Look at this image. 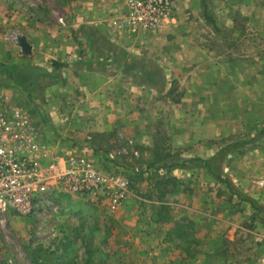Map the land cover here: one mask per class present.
Masks as SVG:
<instances>
[{"label": "rangeland", "instance_id": "obj_1", "mask_svg": "<svg viewBox=\"0 0 264 264\" xmlns=\"http://www.w3.org/2000/svg\"><path fill=\"white\" fill-rule=\"evenodd\" d=\"M237 1L207 0L218 32L203 18L200 0H175L169 18L149 29L118 27L132 33L138 57L123 60L134 71L110 72L123 78L115 84L121 122L105 133L40 138L36 133L52 125L38 122V105H23L18 92L6 101L22 107L2 104L27 118L40 143L39 162L57 159L63 166L84 154L111 188L120 180L126 186L115 209L103 195L68 193L39 217L0 208V264H196L202 257L204 264H264V122L257 116L264 91L242 86L256 83L262 71L264 28L252 19L257 11ZM104 2L106 20L126 14L118 15L126 0ZM95 4L0 0V78L9 65L18 76L19 35L70 41L76 17ZM144 76H152V87L141 84ZM196 158H213L218 173L261 211Z\"/></svg>", "mask_w": 264, "mask_h": 264}, {"label": "crops", "instance_id": "obj_2", "mask_svg": "<svg viewBox=\"0 0 264 264\" xmlns=\"http://www.w3.org/2000/svg\"><path fill=\"white\" fill-rule=\"evenodd\" d=\"M237 2L238 5L242 4L239 5L241 9L248 7L257 11V18L252 19L256 25L264 28V0ZM105 5L104 0H96L95 6L86 10L88 13L76 17V22L71 26L73 37L70 41H57L55 37H45L40 41L26 39L31 52L18 58V76L13 72L16 69L14 66H5L1 70L0 97L4 99H0V104L22 107L12 99V103L6 101L12 93L18 92L23 105H38L42 109V113H38V122L47 121L52 125L51 129L44 127V133H36L40 138H53L55 132L72 137L84 131L86 136H90L96 133L93 131L105 133L111 127L120 125L117 109L121 107L122 99L116 92L115 84L116 81L123 84V78H115L110 72L115 68L134 71V63L126 64L123 60L138 56L134 54V36L132 33L120 32L112 20H106ZM126 12L124 6V11L118 15ZM90 32L95 34V38L91 37ZM260 63L262 71H257L258 79L264 78V57ZM248 66L250 64L243 68ZM258 79L256 83L243 82L244 90L253 87L264 91V82ZM141 84L146 89L152 87L143 78ZM243 100L251 101L245 96ZM257 104V116L264 122V93ZM108 106L109 111L102 110ZM80 123L83 126H78ZM80 152L81 149L73 151L76 154ZM196 264H204V257L197 260Z\"/></svg>", "mask_w": 264, "mask_h": 264}, {"label": "built area", "instance_id": "obj_3", "mask_svg": "<svg viewBox=\"0 0 264 264\" xmlns=\"http://www.w3.org/2000/svg\"><path fill=\"white\" fill-rule=\"evenodd\" d=\"M175 0H126L127 12L112 20L129 31L149 29L169 18ZM40 147L29 131L27 118L8 112L0 104V208L21 216H41L61 193L105 196L110 209L118 208L125 196V181L115 188L84 155L61 166L57 159L41 163L35 159ZM86 148L82 149L83 153Z\"/></svg>", "mask_w": 264, "mask_h": 264}, {"label": "trees", "instance_id": "obj_4", "mask_svg": "<svg viewBox=\"0 0 264 264\" xmlns=\"http://www.w3.org/2000/svg\"><path fill=\"white\" fill-rule=\"evenodd\" d=\"M201 6H202V10H203V18L211 25V27L215 30V31H219L218 25L216 23L215 18L213 17V15L210 14V12L208 11V5H207V0H200ZM144 80L148 81L149 83L153 80L152 76H144L143 77ZM246 143V142H245ZM195 160L200 161L204 164V166L207 168V171L209 173H211L214 177H216L220 182L225 183L226 187L231 191L232 194H236L237 197L242 200V201H247L249 202V204L257 211L260 212L261 209L263 208L262 205L257 204L252 198L250 197H245L243 195H241L240 192H238L234 186L231 184V182L229 181L228 178L226 177H222L218 171L215 169L216 163L215 160L213 158H208L205 160H202L201 158H196Z\"/></svg>", "mask_w": 264, "mask_h": 264}, {"label": "water", "instance_id": "obj_5", "mask_svg": "<svg viewBox=\"0 0 264 264\" xmlns=\"http://www.w3.org/2000/svg\"><path fill=\"white\" fill-rule=\"evenodd\" d=\"M17 38L19 41L21 52L23 54H29L31 52V48H30L29 43L26 41L25 37L22 35H19Z\"/></svg>", "mask_w": 264, "mask_h": 264}]
</instances>
